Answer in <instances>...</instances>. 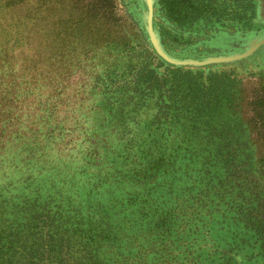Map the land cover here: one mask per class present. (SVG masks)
I'll return each instance as SVG.
<instances>
[{
  "label": "rangeland",
  "instance_id": "obj_1",
  "mask_svg": "<svg viewBox=\"0 0 264 264\" xmlns=\"http://www.w3.org/2000/svg\"><path fill=\"white\" fill-rule=\"evenodd\" d=\"M11 1L0 0V96L10 98L0 113V125H8L0 133V184L12 182L10 192L39 201L102 205L108 222L137 242L150 236L148 220L157 216L141 209L167 200L168 259L150 252L147 264H264V122L258 126L246 111L237 124L223 100L196 121L218 131L220 154L207 155L206 164L194 161L181 138L193 124L185 106L196 95L190 74L224 70V81L242 77L245 88L249 72L264 70V42L239 60L177 65L148 40L145 0ZM262 5L190 0L171 12L166 0H152L151 28L175 60L229 56L264 34ZM33 52L61 88L49 112L35 92L45 91L40 79L25 90ZM151 57L148 67L163 85L144 89L136 71ZM198 168L204 173L196 176ZM125 240L118 251L130 259L137 247L127 250Z\"/></svg>",
  "mask_w": 264,
  "mask_h": 264
},
{
  "label": "trees",
  "instance_id": "obj_2",
  "mask_svg": "<svg viewBox=\"0 0 264 264\" xmlns=\"http://www.w3.org/2000/svg\"><path fill=\"white\" fill-rule=\"evenodd\" d=\"M189 2L190 0H166L168 10L171 12H175L171 4L179 8ZM11 3L15 5L17 0ZM249 9H253L251 2ZM33 36H25V39L30 40ZM31 43H33L31 50L38 51L40 43L37 41ZM37 54L33 52L32 55L31 53L28 55L33 73H30L29 80H26L25 85H28L25 90L29 93V90H32L30 83L35 82L36 78L40 79L39 84L41 83L45 91L41 92L36 88L35 92L43 95L42 106L44 111L49 112L53 102L60 103L57 96L61 88L47 71L39 70L40 62L34 58ZM151 60L152 57L144 60V65L136 71H140L142 81L147 82L144 89L151 88V82L157 87L163 85L162 75H158L154 68L148 67L152 64ZM185 73L189 74L190 70L186 69L180 75L185 76ZM227 76L224 70H209L204 75L200 70H195L190 74L195 80L196 95L189 97L185 106L193 111V124L190 125L188 135L181 138L187 142L189 148L186 149L189 150L186 152L194 157L195 162L206 164L207 160H210L206 159L208 156L211 158L220 154L219 147L214 149V139L218 131L212 127L203 130L196 121L201 120L202 116L208 117L210 110L224 107L223 100L228 101V107L234 113L233 121L237 124L242 125L239 114L246 111L258 119V126L264 122V70L249 72L244 82L245 88L240 87L242 77L224 81ZM224 86L227 90L223 89ZM234 99H238L235 104L232 103ZM8 100L10 101V98L6 94L0 96V113H3L4 106H8ZM18 109L20 110V107ZM13 120H16L15 116ZM220 124L229 125L222 120ZM7 126L0 125V133L7 130ZM201 170L199 168L195 170L196 176L204 173ZM12 184V182L0 184V264H147V254L150 252L153 253L152 258L155 260L163 262L168 259V242L164 240L168 233V205L164 204L165 202L168 204L167 200L152 201V204L147 203V207L141 209L139 213L151 216L157 211V216L154 220H148L152 223L146 232L151 237L147 236L137 242L135 241L137 238L121 234L118 225L114 226L108 222L106 215L103 214L102 205L97 204L90 210L83 209L79 204L56 202L49 197L39 201L37 197H30L28 194L10 192L7 188ZM132 198L140 200L137 194H133ZM142 203L144 202L141 201L140 204ZM124 238L127 239L125 240L127 250L130 247H137L130 259L121 256L118 251Z\"/></svg>",
  "mask_w": 264,
  "mask_h": 264
},
{
  "label": "water",
  "instance_id": "obj_3",
  "mask_svg": "<svg viewBox=\"0 0 264 264\" xmlns=\"http://www.w3.org/2000/svg\"><path fill=\"white\" fill-rule=\"evenodd\" d=\"M262 5V10L264 14V0ZM146 4V14H145V29L147 32L148 40L154 49V51L164 60L173 63V64H188V65H204L211 62H229V61H235L242 58H245L246 56L250 55L254 50L262 43L264 42V34L259 36L257 39L253 40L249 46L244 49L243 51L239 53H235L233 55L229 56H218L214 58H208L206 60L197 61V60H175L173 58L168 57L161 47L159 46L151 28V16H152V0H145Z\"/></svg>",
  "mask_w": 264,
  "mask_h": 264
},
{
  "label": "flooded vegetation",
  "instance_id": "obj_4",
  "mask_svg": "<svg viewBox=\"0 0 264 264\" xmlns=\"http://www.w3.org/2000/svg\"><path fill=\"white\" fill-rule=\"evenodd\" d=\"M171 6L173 7V6H175V5L171 4Z\"/></svg>",
  "mask_w": 264,
  "mask_h": 264
}]
</instances>
